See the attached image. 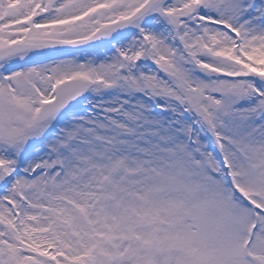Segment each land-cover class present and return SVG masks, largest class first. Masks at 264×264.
Here are the masks:
<instances>
[{"label": "snow or ice", "instance_id": "6c2138e0", "mask_svg": "<svg viewBox=\"0 0 264 264\" xmlns=\"http://www.w3.org/2000/svg\"><path fill=\"white\" fill-rule=\"evenodd\" d=\"M0 264H264V0H0Z\"/></svg>", "mask_w": 264, "mask_h": 264}]
</instances>
